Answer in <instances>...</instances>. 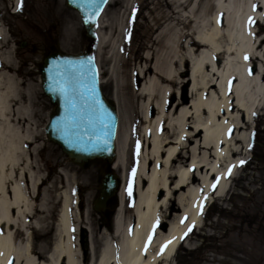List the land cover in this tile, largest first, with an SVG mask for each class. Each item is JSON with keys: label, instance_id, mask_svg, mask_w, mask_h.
I'll return each mask as SVG.
<instances>
[{"label": "bare ground", "instance_id": "6f19581e", "mask_svg": "<svg viewBox=\"0 0 264 264\" xmlns=\"http://www.w3.org/2000/svg\"><path fill=\"white\" fill-rule=\"evenodd\" d=\"M124 2L126 10L113 19L126 40L118 46L122 57L109 81L115 84L112 102L119 123L115 169H122L130 145L134 159L135 201L129 216L122 186L112 230L94 233L96 240L87 228L86 247L78 237L80 197L65 177L52 244L47 251L34 244L36 234L40 236L36 230L49 217L32 201L39 179L26 151L32 139L30 123L24 124L26 112L15 79L0 69V264H171L188 229L199 227L200 204L204 209L214 197H222L229 188L228 177L241 164L233 154L249 147V136L238 130L264 107V36L258 38L264 0ZM196 20L199 24L192 25ZM97 35L101 37L100 29ZM5 36L0 21V47ZM222 40L228 42L225 50L219 47ZM183 43L186 57L180 53ZM153 46L157 49L151 50ZM144 47L149 50L142 57ZM223 55L233 59L226 62ZM140 57L143 64L136 65ZM250 67L256 68L255 75L248 73ZM184 75L189 82L186 103L180 90ZM183 150L185 165L174 166ZM173 192L175 207L167 215ZM167 241L171 243L162 251Z\"/></svg>", "mask_w": 264, "mask_h": 264}, {"label": "rangeland", "instance_id": "374dc122", "mask_svg": "<svg viewBox=\"0 0 264 264\" xmlns=\"http://www.w3.org/2000/svg\"><path fill=\"white\" fill-rule=\"evenodd\" d=\"M124 1L126 0H110L107 4L100 17L102 23L100 26L98 24L101 37L95 40L93 50L99 82H102L101 91L110 102L115 89L114 82L109 81L110 75L116 76L117 66L122 57L118 46L122 48L126 40V34L121 33V35L114 26L116 22L113 18L117 13L126 10ZM18 3L19 0L17 4L11 0H0V21L6 34L0 47V69L15 79L21 109L26 112L24 124L27 121L30 123L32 139L27 144L26 151L29 152L28 155L39 179L36 192L31 195L32 201L37 205L36 209L40 214L42 213L41 215L49 217L48 223L41 222L40 228L36 230L40 236L36 234L34 244L37 247L43 246L47 251L52 244L54 232L52 225L57 218L60 206L59 193L64 187L65 177H69L72 188L76 185L88 189L81 191L80 195L81 216L78 215L77 218V223L80 225L78 237L81 239L84 232L89 242L88 230L96 239L97 234L94 233L106 229L98 221L96 211L92 209L94 191L98 187L96 173L98 164L95 161H88L83 165L72 163L44 133L48 118L54 112V105L41 90L40 67L45 53L43 50L48 45H54L60 53L76 55L88 52V45L78 14L65 5V0H37L30 5L23 2L22 11L16 10ZM196 24H199L197 20L192 25ZM262 27L258 32V38L264 36V25ZM255 30L257 32L256 26ZM102 40H105L104 45L98 48ZM23 43L25 46L21 47ZM181 45V56L186 57L184 43ZM219 47L225 50L229 47L228 42L222 40ZM155 49L157 46L151 47V50ZM261 49H264V44ZM147 50L149 49L146 47L142 48L140 56L143 57ZM122 51V54H126L124 49ZM204 51H208V47H205ZM192 57L195 58V55ZM223 59L228 62L233 58L230 55L228 58L227 55H223ZM143 60L140 57L136 65L143 64ZM236 61L234 60L233 63L237 64ZM254 64L256 68L260 65L259 61ZM256 68L250 67L248 73L255 75ZM147 80L148 75L140 84ZM180 80L185 82L180 90L182 96L186 97L185 92L189 83L187 75ZM196 81L198 83L202 81L200 76H197ZM213 90L215 91V88ZM174 98L175 95H172L168 103L171 104ZM186 100L189 99L186 97L185 103ZM232 113L236 114L235 111ZM243 132L249 136V140L251 139V145L246 150L233 154V157L241 158L244 163L237 166L234 176L228 177L229 188L225 194L220 198L214 197L208 203L206 209L210 206L209 211L200 218L199 227L193 228L180 243L171 264H264V158H261L264 157V107L256 111L250 123L238 130L239 134ZM235 143L238 144L237 141ZM185 154H187L186 150H183L173 165L177 166L179 162L185 165L187 159ZM133 169L134 159L130 145L122 169L113 170L118 178L123 177L126 216H129V207L133 203ZM204 173L205 170L202 169L201 174ZM129 181H131V194L127 191ZM175 194L173 192L167 215H170L175 207L173 200ZM84 208L88 211L86 214L82 213ZM218 211L219 214L216 213ZM49 224L50 227L45 226Z\"/></svg>", "mask_w": 264, "mask_h": 264}, {"label": "water", "instance_id": "95a60500", "mask_svg": "<svg viewBox=\"0 0 264 264\" xmlns=\"http://www.w3.org/2000/svg\"><path fill=\"white\" fill-rule=\"evenodd\" d=\"M68 7L81 16L87 35L94 37L96 23L107 0L99 4L100 12L94 19L84 22L81 0H66ZM91 58V63L88 62ZM71 73L69 90L76 107L69 106L61 92L65 73ZM42 89L56 104V114L50 117L45 133L64 154L74 162L88 159H113V139L116 126L114 109L102 97L98 87L97 71L90 55L67 56L54 54L44 60L41 68ZM113 192V181L108 177L103 185V197Z\"/></svg>", "mask_w": 264, "mask_h": 264}, {"label": "snow or ice", "instance_id": "6c2138e0", "mask_svg": "<svg viewBox=\"0 0 264 264\" xmlns=\"http://www.w3.org/2000/svg\"><path fill=\"white\" fill-rule=\"evenodd\" d=\"M103 2V0H81V11L84 13V22H89V19H94L95 16H97L100 12V7L99 4ZM22 5H23V0H20V3H18L16 10L17 11H22ZM135 13V9L133 10V14ZM249 23L251 24L252 21L251 19L249 20ZM245 59H248L247 56H245ZM89 63H91V58L88 60ZM72 79L71 73H65V82L64 86L61 88V92L65 95L67 102L71 108H75V101L72 99V93L69 90V81ZM241 164L244 163V161L240 162ZM135 169H133V175H134ZM228 175L231 174V169H229V172L227 173ZM218 182V181H217ZM216 184H213V188H215ZM127 191L129 194H131V181H129V186ZM200 210L201 213L203 212V204H200ZM183 222V221H182ZM155 228V225H153ZM188 231H191V227L188 229ZM188 233L186 232L184 235L186 236ZM183 239V237H181ZM149 240H151V235L149 236ZM171 243V241H167L165 245L162 246V251L164 248L167 247V244Z\"/></svg>", "mask_w": 264, "mask_h": 264}, {"label": "flooded vegetation", "instance_id": "af4514ba", "mask_svg": "<svg viewBox=\"0 0 264 264\" xmlns=\"http://www.w3.org/2000/svg\"><path fill=\"white\" fill-rule=\"evenodd\" d=\"M26 3L28 5L30 4H33L34 1H37V0H25ZM113 203L112 200L108 201L106 203V209L104 211H102L100 214H99V221L101 223V225L103 226H106V227H110V223H111V218H112V213L109 211V208L111 206V204Z\"/></svg>", "mask_w": 264, "mask_h": 264}, {"label": "trees", "instance_id": "16d2710c", "mask_svg": "<svg viewBox=\"0 0 264 264\" xmlns=\"http://www.w3.org/2000/svg\"><path fill=\"white\" fill-rule=\"evenodd\" d=\"M261 158H264L263 156H261ZM218 213V212H217Z\"/></svg>", "mask_w": 264, "mask_h": 264}]
</instances>
